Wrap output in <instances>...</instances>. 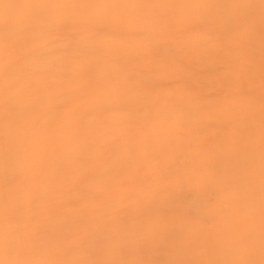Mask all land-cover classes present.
<instances>
[{"label": "bare ground", "instance_id": "obj_1", "mask_svg": "<svg viewBox=\"0 0 264 264\" xmlns=\"http://www.w3.org/2000/svg\"><path fill=\"white\" fill-rule=\"evenodd\" d=\"M184 1L218 12L0 0V264H264V103L221 133L233 71L177 82L172 53L155 61ZM179 39L196 67L218 69L202 56L216 31Z\"/></svg>", "mask_w": 264, "mask_h": 264}, {"label": "rangeland", "instance_id": "obj_2", "mask_svg": "<svg viewBox=\"0 0 264 264\" xmlns=\"http://www.w3.org/2000/svg\"><path fill=\"white\" fill-rule=\"evenodd\" d=\"M203 2H205L207 5L206 0H204ZM188 4L189 3L187 1L180 2L181 7L183 6L182 10L178 12L177 11L172 12L173 20L175 23H176V19L179 16L180 17L184 16V20L179 26L181 29H179V27L176 25H173L170 28L171 35L172 32L175 33L172 35L173 37H171L173 38L172 39L173 41L168 39L169 41L166 44V46L168 45L167 47L163 44L165 43V41L162 42L161 45H159L160 41L156 43L157 49L155 53V61L158 63L160 62L165 63L166 55L172 53L171 54L172 60H174L179 67L178 69L179 71L177 70L176 73L174 74V76L177 75L176 76L178 77L177 80L180 79L177 82H182L187 79L185 76H183L184 73L187 72L186 71L187 69L192 73H196L200 71L206 75L208 73L209 74L212 73V74H216L217 76L218 74L217 85L218 84L222 85V80L220 79V70L233 71L234 76L240 79V83L238 87L232 88L231 92L233 91L232 93L234 94L228 93L227 97L233 95L234 97H236L237 101L236 104H232L231 112L227 116L218 115L219 124L217 123L215 125L216 127L219 128L221 126V128L219 129L221 130V133H225V130L227 133H230L228 126H232L233 123H235V125L242 123V122L236 123L237 121H235V119L244 116V113H241L240 115L237 114L238 109L240 107L244 112H246V106L248 102L251 103L252 99L257 100L258 99L257 97L259 95H261L259 96V98L260 97L261 98L258 100L261 103H264V94H263L264 93V0H214L213 4L217 5L218 7V12L216 11V13H213L212 11L208 12V9L206 7H204L203 10V8H200V5L198 7H189ZM192 20H196V21H192ZM217 20H218V24H217ZM208 21L211 25L208 23ZM184 26L188 30L184 31L183 29H186L184 28ZM190 26L193 29L190 30ZM181 30H183L184 32L182 33ZM200 30H207L209 33L216 31L218 34V41L215 45L217 46V49L211 50L208 48V45L206 47L204 46L202 49L203 58L204 59L206 58L205 60L210 63L212 61L215 63L217 62L216 65H218V69H215L211 66H205L201 68L196 67V63L192 58L196 49L195 46L193 45L192 42H182L179 39V38L188 37L189 41L194 40L198 37ZM129 35L131 38H136L135 33L130 32ZM166 50L168 51V53ZM180 67H181V71H180ZM171 83H173V81ZM243 83H245L244 87H243ZM164 86L165 83L157 84L156 91L160 90V87H164ZM240 86L243 87V89L242 88L240 89ZM251 86L255 87L256 88L255 90H257V92H255L254 90L252 93H250L249 91L251 89L250 88ZM224 87L228 88L226 86ZM220 90L221 89H218L219 92L216 91L215 94L217 95L216 97H218V99L221 98L222 95H224V92H221ZM235 90L236 92H234ZM205 93L206 92H203V94ZM237 96L241 97L242 99L238 98ZM248 96L250 97V99H248L249 98ZM244 97L245 98L248 97L247 98L248 100L246 99L247 102L244 99ZM259 107L264 108V105H262V107L261 106ZM183 109H185V107ZM202 123H201L202 126L199 127L198 131L205 130L207 125L214 126V124L211 121H208L207 123L206 122H202ZM211 200L212 202H214L216 199L214 196H212Z\"/></svg>", "mask_w": 264, "mask_h": 264}]
</instances>
